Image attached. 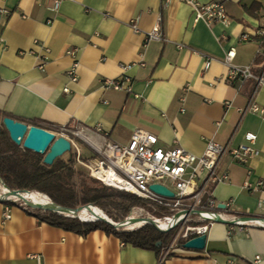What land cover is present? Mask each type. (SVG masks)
Listing matches in <instances>:
<instances>
[{
    "label": "crops",
    "instance_id": "obj_1",
    "mask_svg": "<svg viewBox=\"0 0 264 264\" xmlns=\"http://www.w3.org/2000/svg\"><path fill=\"white\" fill-rule=\"evenodd\" d=\"M53 5L54 0H0V110L55 133L63 126L85 127L95 138L120 144L140 128L155 134L159 146L176 141L197 155L210 140L238 146L255 132L260 155L247 163L226 155L219 171L229 179L211 190L218 202H233L231 218H264V189L258 187L264 180V115L240 111L253 98L264 106V83L257 88L254 78L230 82L224 62L235 47L234 64L263 73L258 42L240 37L264 26V0H227L229 21L213 24L195 21L183 0ZM159 19L162 39H149ZM70 48L80 62L76 81L67 73ZM123 75L131 78L132 91L104 86L105 79ZM3 209L0 201V264H37V256L41 264H226L229 256L253 264L256 255L264 264L260 226L216 221L203 250L175 246L167 252L170 243L159 257L101 229L81 234L51 224L19 205L3 221Z\"/></svg>",
    "mask_w": 264,
    "mask_h": 264
},
{
    "label": "built area",
    "instance_id": "obj_2",
    "mask_svg": "<svg viewBox=\"0 0 264 264\" xmlns=\"http://www.w3.org/2000/svg\"><path fill=\"white\" fill-rule=\"evenodd\" d=\"M60 1L54 0V5L51 8H58ZM183 1L192 6L195 21L204 20L209 24L229 21L225 5L227 0ZM3 12L7 13V10H3ZM133 27L137 29V24H134ZM263 34L264 26H261L254 36L243 33L240 37V40L256 39L258 42L256 55L262 58L263 73H254L251 65L234 64L233 60L236 55V48L231 47L227 50L224 57V62L228 65V79L230 82L236 81L237 84L242 85L248 79L254 78L257 82V88L264 83V43L256 38V36ZM162 37L159 19L153 30L148 33V38L162 39ZM179 47L182 48L183 45L179 44ZM68 53L73 57V62L67 73L71 80L76 81L78 79L77 70L80 62L77 58L76 49L70 48ZM212 59V57L206 59V69L210 67ZM41 65L43 67V64ZM104 86L116 90L125 89L132 91V80L128 75H123L119 78H107L104 80ZM64 90L68 92L69 88L65 87ZM249 110L264 115V106H259L254 101V98L247 107L240 109L243 113ZM61 131V133L55 134L57 136L61 134L68 138L71 142V149H74L76 152L75 159L87 168L92 178H96L108 186L134 193L146 200L148 205L153 208L161 206L172 212L171 214L158 216L151 213L149 206H134L124 221H115L107 214L104 216L98 215L109 219L117 229L128 230L124 227V223L145 218L146 223L142 226L150 223L155 225L160 232L175 230V236L167 250L169 252L171 250L176 251L175 246L185 248L179 241L180 239L186 241L198 235L207 234L210 227L218 219L234 220L233 224L240 226L255 225L264 227V218L237 216L231 218L227 214V211L232 208L233 202L231 200L228 202H218L213 197L211 190L213 185L229 179L227 171H219V165L226 155H230L233 159L242 163H247L251 158L260 155L261 150L255 146L257 140L255 132H247L244 136V141L238 146L221 144L210 140L204 153L197 155L179 145L176 141L171 147L159 146L158 137L155 134L140 128L133 131L127 144H120L109 139L107 136H103L102 139L95 138L90 134L89 129L85 127L63 126ZM77 138L87 141L94 150L95 155L88 159L82 157V150L78 145ZM102 172L108 173V176H105L104 173L102 175ZM154 183L166 186L174 192V196L169 197L154 192L150 188V185ZM245 185L249 187L251 184L246 181ZM2 187L7 188L8 191H11L13 195H17L18 197L12 198L7 196L1 190ZM258 187L264 189V180L258 182ZM33 192H37V194L47 197L53 204L55 203L49 195L39 191L25 190L21 191V193L13 192L0 178V201L4 203L2 212L3 221L11 218L13 205L23 206L28 210L48 207L31 201L30 198H26L25 194ZM222 203L225 204L224 208L219 207V204ZM80 206L82 207L78 211L58 210L57 206L50 208L57 209L65 215L78 214L85 207H96L93 204ZM79 216L85 221L98 220V216L95 219L83 218L80 214ZM162 222L166 223L165 227H161L160 223ZM261 259V255H256L252 262L253 264H259ZM36 261L37 264H41L42 258L37 256ZM226 264L241 263L235 257L229 256Z\"/></svg>",
    "mask_w": 264,
    "mask_h": 264
},
{
    "label": "trees",
    "instance_id": "obj_3",
    "mask_svg": "<svg viewBox=\"0 0 264 264\" xmlns=\"http://www.w3.org/2000/svg\"><path fill=\"white\" fill-rule=\"evenodd\" d=\"M264 43V34L256 36ZM11 116L0 110V178L10 189L39 191L50 196L57 204L65 208L93 204L105 211L115 221H124L134 206H149L148 202L134 193L108 186L96 178H90L92 184L85 185L78 192L74 177L75 157L57 158L53 164L44 163V155L16 144L3 124V118ZM15 118V117H13ZM20 120L19 118H15ZM23 121V120H20ZM37 125L36 123H33ZM151 213L163 216L172 212L164 207L149 206ZM51 224L87 234L94 230H104L115 234L124 242L134 246L156 251L159 257L172 242L175 230L160 232L153 224L147 223L134 230L117 229L104 221H85L79 216H67L52 210L33 208L29 210ZM182 244L183 239L179 240Z\"/></svg>",
    "mask_w": 264,
    "mask_h": 264
},
{
    "label": "water",
    "instance_id": "obj_4",
    "mask_svg": "<svg viewBox=\"0 0 264 264\" xmlns=\"http://www.w3.org/2000/svg\"><path fill=\"white\" fill-rule=\"evenodd\" d=\"M3 124L8 130L10 138L18 145L30 149L36 153L44 155V163L53 164L54 161L71 150V142L63 135L57 136L55 132H52L44 127L34 124H27L26 122L16 120L13 117L6 116L3 118ZM4 183V182H3ZM9 188V187H8ZM151 190L161 195L173 197L174 192L164 185L154 183L150 185ZM10 189V188H9ZM13 192L21 193L25 191L22 189H11ZM27 202V201H25ZM28 203V202H27ZM55 204V203H54ZM58 210H74L78 211L82 206L76 208H65L59 204H56ZM219 207L224 208L225 204H219ZM45 210H52L58 213L57 209L46 207ZM67 216H79V214H65ZM80 217V216H79ZM253 218V217H247ZM98 220H104L112 224V222L103 217L98 216ZM219 222L233 224L234 220L218 219ZM155 226V225H154ZM207 234H201L196 237L190 238L183 243L185 248L203 250L206 247Z\"/></svg>",
    "mask_w": 264,
    "mask_h": 264
},
{
    "label": "bare ground",
    "instance_id": "obj_5",
    "mask_svg": "<svg viewBox=\"0 0 264 264\" xmlns=\"http://www.w3.org/2000/svg\"><path fill=\"white\" fill-rule=\"evenodd\" d=\"M108 176V173L102 172V175ZM101 175V173H100ZM1 190L3 192L6 193L7 196H10L12 198L14 197H18L17 195H13L11 193V191H8L7 188L2 187ZM26 198H30L31 201H35L37 203H40L41 205L44 206H48V207H55L56 205H54L52 203V201H49V199L47 197L41 196L39 194H37V192H33V193H29V194H25ZM77 214V213H76ZM78 214H80L83 218H88V219H95L97 218L98 215H106V213L99 207H94V206H90V207H85L83 208ZM144 223H146V219L145 218H140L137 220H134L132 222H126L124 223V227L128 230L136 228V227H140L142 226ZM161 227H165L166 223L162 222L160 223Z\"/></svg>",
    "mask_w": 264,
    "mask_h": 264
},
{
    "label": "rangeland",
    "instance_id": "obj_6",
    "mask_svg": "<svg viewBox=\"0 0 264 264\" xmlns=\"http://www.w3.org/2000/svg\"><path fill=\"white\" fill-rule=\"evenodd\" d=\"M77 142L82 150V157H84L85 159H88L95 155L94 150L91 148V146L89 145L87 141H85L82 138H77ZM75 156H76L75 150L71 149L70 151H67L65 154H63L59 158L67 159V158L75 157ZM74 166L77 170L76 176L74 177V182L76 184V188L78 192H80L83 186L92 184V181L90 180L91 176L89 175L87 168L84 165L77 162V160Z\"/></svg>",
    "mask_w": 264,
    "mask_h": 264
}]
</instances>
